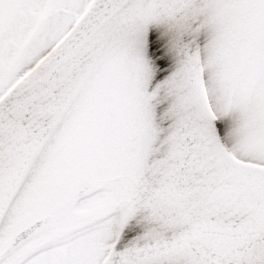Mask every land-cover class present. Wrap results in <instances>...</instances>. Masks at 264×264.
I'll return each mask as SVG.
<instances>
[{
  "label": "snow or ice",
  "instance_id": "snow-or-ice-1",
  "mask_svg": "<svg viewBox=\"0 0 264 264\" xmlns=\"http://www.w3.org/2000/svg\"><path fill=\"white\" fill-rule=\"evenodd\" d=\"M0 264H264V0H0Z\"/></svg>",
  "mask_w": 264,
  "mask_h": 264
}]
</instances>
